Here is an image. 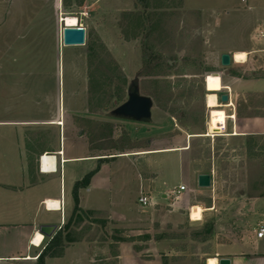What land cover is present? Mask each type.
<instances>
[{"label":"rangeland","instance_id":"1","mask_svg":"<svg viewBox=\"0 0 264 264\" xmlns=\"http://www.w3.org/2000/svg\"><path fill=\"white\" fill-rule=\"evenodd\" d=\"M62 17L76 18L75 27L86 30L85 46H63L67 26ZM260 31L264 34V0H0V69L6 78L0 83V117L37 118L33 112L41 102L40 118L50 121L62 99L63 144L76 155L117 154L150 143L166 147L193 136L182 167L178 154L74 165L79 172L91 166L88 170L101 171V178L109 173L116 177L110 193L82 191L80 197L86 188L78 191L80 213L93 214H83L74 234L80 240L69 245L67 256L65 249L63 259H48L46 264H122L121 244L130 245L143 264L157 257L162 264L160 253L168 251L174 252L168 264H205L207 258L234 252L230 244L256 229L257 218H264V138L225 137L231 108L219 99L224 94L230 98L231 90L223 86H229L231 77L247 75L233 61L223 68L221 56L264 50ZM136 81L139 94L153 102L147 122L113 115ZM215 92L221 108L209 110L206 96ZM200 174L211 175L210 189L197 187ZM140 178L150 179L145 187L184 182L190 184L189 191L180 199L171 196L169 204L174 206L136 212L133 208L142 207ZM53 184L55 180L44 183L48 189ZM0 197L3 204L16 199L6 191ZM253 197L259 198L255 211L247 206ZM103 200L114 214H134L136 222L115 224L102 210L84 209ZM73 202L64 221L50 224L58 227L56 233L72 218L74 197ZM193 206L212 212L192 222L188 208ZM211 219L214 235L205 243L190 241L189 235ZM27 229L0 226V255L22 250ZM161 235L163 242H157ZM51 239L30 253L31 260L0 258V264H37Z\"/></svg>","mask_w":264,"mask_h":264},{"label":"crops","instance_id":"2","mask_svg":"<svg viewBox=\"0 0 264 264\" xmlns=\"http://www.w3.org/2000/svg\"><path fill=\"white\" fill-rule=\"evenodd\" d=\"M261 33L263 32L260 31V34ZM262 38L264 37L260 35V39ZM235 53L233 56L231 55L232 61L235 63V66L244 70L243 74L247 73V75L243 77L237 74L231 77L232 81L229 86H225L226 90H231L232 92L228 102L229 105H225L231 108V114L226 118V130L224 131H227V120H230V133L226 134L225 137L237 140H248L254 137L264 138V50L253 49L245 52L247 58L246 61L242 63H236L234 61L233 57ZM4 73L5 70L1 68L0 83L6 81ZM59 76L62 81V75ZM62 102L61 99L58 104L59 110L56 113L54 112V118L50 121L40 118V116L44 114L42 113L44 111H42L43 105L41 102L36 104V112H33L34 114H38L37 118L33 116V118L21 117L14 119L9 118L8 115H2L0 117V194L6 191L16 196V199L11 202L7 201L6 204L2 203L0 197V226L13 227L20 225L28 227L25 236L21 239L22 250H15L12 251V253L0 255V258L16 259L19 257H28L30 259V253L37 250V247L31 244L33 235L39 233L37 232L39 228L37 229L36 227L50 225L53 221L57 223L61 218L63 221L66 219L67 210H73L74 208L73 193L76 184L80 182L84 174L88 175L94 171H89L88 169H90L91 166H88L85 171L79 172L74 165L82 163L94 164L95 162L103 163L110 160H118L120 157V159L131 158L133 155H136V157L149 158L157 155L178 154L177 162L179 166L182 167V163L184 164L185 160L184 157H188L189 155L187 152L190 150L192 135L184 136L179 144L157 147L150 143L149 146H143L137 150H130L117 154L76 155L74 151L67 152L62 139L63 128L66 125L64 105ZM2 108H4L3 105ZM2 108L0 107V111ZM217 108H221L218 104V99L217 107L213 109ZM75 130H77V128H75ZM46 155L55 158V164L50 172L44 171L40 163V158ZM3 161H5L7 165H2V163H4ZM3 166H5V168ZM100 172H95V174L92 175L88 187L80 191V197L82 196V191L87 194L96 192L98 195L99 193H105L106 191L110 193L112 191L110 186H112V179L113 176L116 177V174L109 173L108 176H103L101 178ZM155 178L156 181L158 177ZM47 180H55V184L49 186V189L44 185ZM145 181H150V179L144 180L140 178L139 198L141 196H147L151 204L149 207L133 208L136 212L141 211V209H156L157 207L158 210H160V207L164 205H168V207L174 206V204H169L171 202V192L178 189L180 186H185L186 191L182 193V195H186L190 186V184L184 182L176 186H171L169 182L164 181L162 182V187L159 188H156L157 186L155 187L152 183L145 187ZM68 195L71 196V200L68 198ZM48 200L59 202V210H48L46 206ZM258 200L259 198L253 197V203L249 202L247 205L248 210H257ZM84 209L102 210L108 213L111 222L120 225L132 224L136 222L137 219L134 214L131 217H124L118 215V213L114 214L111 207L105 206L104 200L97 205L90 204V206ZM188 209L190 212L191 207ZM202 209V218L197 222L203 220L206 212H212V208ZM257 219V227L252 233L250 231L248 235L236 239V241L230 244V246L235 248L234 252L218 256L230 259L231 264H264V237L260 239L256 234L259 225L264 223V218L261 217ZM45 238L46 237H44V241ZM17 243H19L18 240ZM12 244L13 243L9 244V246H13ZM70 248V246L66 248L64 257L70 252ZM119 248L121 252L119 259L122 260V264H143L136 260L138 254L132 251L130 245L121 244ZM155 253L159 254L158 248L155 249ZM144 263L147 264L146 262ZM151 264H160L158 257L152 261Z\"/></svg>","mask_w":264,"mask_h":264},{"label":"water","instance_id":"3","mask_svg":"<svg viewBox=\"0 0 264 264\" xmlns=\"http://www.w3.org/2000/svg\"><path fill=\"white\" fill-rule=\"evenodd\" d=\"M62 20V19H61ZM62 43L64 47H82L86 44V30L79 27H65L62 31ZM232 63L230 54L221 56V66L229 68ZM226 74H229L226 71ZM225 89L226 87L223 86ZM218 92H215L217 96ZM222 104L229 102V96L224 94L220 96ZM153 102L149 97L139 94L138 86H135L134 91L129 94L128 100L113 111V115L119 118L130 119L136 122H147L151 120V110ZM197 186L200 189H210L212 187V179L209 174H200L197 177ZM55 225H43L39 227V233L44 237L51 239L56 232ZM218 264H231L228 258H219Z\"/></svg>","mask_w":264,"mask_h":264},{"label":"trees","instance_id":"4","mask_svg":"<svg viewBox=\"0 0 264 264\" xmlns=\"http://www.w3.org/2000/svg\"><path fill=\"white\" fill-rule=\"evenodd\" d=\"M147 54H148L147 52H146V55L143 54V57L146 58V56H148ZM230 74H232L231 71H230ZM252 139L253 138H249L248 140H252ZM92 175L93 173L86 175L82 181L76 184L75 191L73 193V197H74L75 204H76L75 210L73 212V216L69 220V222L65 226H63L61 230L56 233L55 236L52 237V239L49 241L47 246L41 251V253H39L36 259L37 264H46V260L48 259L62 258L64 255V250L70 244L76 243L80 240L79 238L74 237L75 236L74 234H76L75 227L78 226L79 223L80 224L83 223L82 222L84 218L83 214L84 215L89 214V213L93 214V212L83 213V214L80 213L81 211L77 207L78 202H79L78 191L81 188L88 187ZM215 227H216L215 221L211 219L209 221L202 223L201 228L198 231L191 233L189 235L191 238L188 237L187 235H182V236L188 237L190 241H193V242H198L200 244L205 243L207 240H209L211 236L214 235ZM164 238L165 237L161 235V236H157L155 239L157 242H163ZM173 253H174L173 251H168L166 253H160L161 258H162V264H168V262L170 261V258H172Z\"/></svg>","mask_w":264,"mask_h":264},{"label":"bare ground","instance_id":"5","mask_svg":"<svg viewBox=\"0 0 264 264\" xmlns=\"http://www.w3.org/2000/svg\"><path fill=\"white\" fill-rule=\"evenodd\" d=\"M62 23H65L67 27H75L77 25L76 18L73 17H62ZM247 54L245 52H236L233 59L236 63H242L246 61ZM207 108L213 109L217 107V97L215 94H207L206 96ZM55 164V158L53 156H42L41 167L44 171L50 172ZM47 209L50 211L59 210V202L54 200H48L46 202ZM203 209L199 206L191 207L190 210V220L192 222L200 221L202 218ZM44 241V237L40 233H36L31 241L34 247L39 248ZM205 264H218V259L215 257L207 258Z\"/></svg>","mask_w":264,"mask_h":264},{"label":"built area","instance_id":"6","mask_svg":"<svg viewBox=\"0 0 264 264\" xmlns=\"http://www.w3.org/2000/svg\"><path fill=\"white\" fill-rule=\"evenodd\" d=\"M79 28H83L82 26ZM261 37H263V33L260 34ZM42 162V157L40 158V163ZM186 191V187L185 186H180L178 189H175L171 192L172 197H174L175 199H180L182 193H184ZM139 204L142 207H149L150 206V199L147 196H141L138 199ZM257 237L258 238H262L264 237V223H261L257 229Z\"/></svg>","mask_w":264,"mask_h":264},{"label":"flooded vegetation","instance_id":"7","mask_svg":"<svg viewBox=\"0 0 264 264\" xmlns=\"http://www.w3.org/2000/svg\"><path fill=\"white\" fill-rule=\"evenodd\" d=\"M135 86H138V82L137 81L135 82V84L134 83H131L130 86H129V88L127 89V99H126V101L128 100L129 94L134 91Z\"/></svg>","mask_w":264,"mask_h":264}]
</instances>
